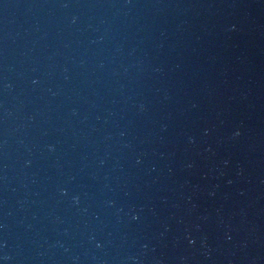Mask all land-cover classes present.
Wrapping results in <instances>:
<instances>
[{
    "label": "water",
    "instance_id": "1",
    "mask_svg": "<svg viewBox=\"0 0 264 264\" xmlns=\"http://www.w3.org/2000/svg\"><path fill=\"white\" fill-rule=\"evenodd\" d=\"M5 253L264 264V0H0Z\"/></svg>",
    "mask_w": 264,
    "mask_h": 264
},
{
    "label": "clouds",
    "instance_id": "2",
    "mask_svg": "<svg viewBox=\"0 0 264 264\" xmlns=\"http://www.w3.org/2000/svg\"><path fill=\"white\" fill-rule=\"evenodd\" d=\"M237 137L241 135V133L238 131L235 134ZM75 200L77 203H79V197H75ZM2 247H7V244L5 243ZM12 260V256L9 255L8 253H5L4 256L0 257V264H5V261H11Z\"/></svg>",
    "mask_w": 264,
    "mask_h": 264
}]
</instances>
